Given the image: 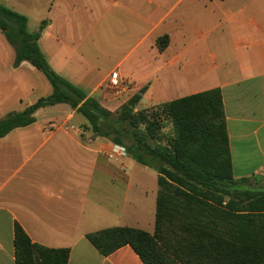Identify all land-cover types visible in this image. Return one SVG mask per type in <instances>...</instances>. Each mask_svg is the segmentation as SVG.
<instances>
[{
	"label": "crops",
	"instance_id": "1",
	"mask_svg": "<svg viewBox=\"0 0 264 264\" xmlns=\"http://www.w3.org/2000/svg\"><path fill=\"white\" fill-rule=\"evenodd\" d=\"M0 4L27 17L53 71L112 113L142 91L136 111L219 89L235 187L264 189V0ZM2 36L0 122L53 93L30 63L15 66L16 51ZM113 77L126 85L122 96L109 90ZM30 116L32 124L0 138V264H16V224L33 243L69 249L68 264H144L129 245L103 256L86 236L117 227L149 232L158 173L151 185L153 168L130 155L109 159L116 144L87 129L68 104Z\"/></svg>",
	"mask_w": 264,
	"mask_h": 264
},
{
	"label": "trees",
	"instance_id": "2",
	"mask_svg": "<svg viewBox=\"0 0 264 264\" xmlns=\"http://www.w3.org/2000/svg\"><path fill=\"white\" fill-rule=\"evenodd\" d=\"M0 31L16 51L15 66L30 63L53 87L49 97L30 107L32 112L68 104L84 116L87 129L125 147L136 162L158 173L154 233L117 227L88 234L103 256L129 245L144 264H264V189L235 187L219 89L136 111L142 91L112 113L53 71L39 48V33L28 30L27 17L0 4ZM33 122L27 112L11 115L0 122V138ZM167 126L171 131L164 134ZM14 248L16 264L69 263V249L33 243L18 224Z\"/></svg>",
	"mask_w": 264,
	"mask_h": 264
},
{
	"label": "built area",
	"instance_id": "3",
	"mask_svg": "<svg viewBox=\"0 0 264 264\" xmlns=\"http://www.w3.org/2000/svg\"><path fill=\"white\" fill-rule=\"evenodd\" d=\"M109 90L117 97L122 96L125 93L126 85L122 80L111 79L109 84ZM128 152L125 147L120 145H114L108 153L109 159H114L116 157H126Z\"/></svg>",
	"mask_w": 264,
	"mask_h": 264
},
{
	"label": "rangeland",
	"instance_id": "4",
	"mask_svg": "<svg viewBox=\"0 0 264 264\" xmlns=\"http://www.w3.org/2000/svg\"><path fill=\"white\" fill-rule=\"evenodd\" d=\"M0 35L2 36V34H1V32H0ZM2 37H4V36H2ZM171 131V127L170 126H167V128L165 129V132H168V131ZM128 142V144H130L131 142L130 141H127ZM152 144H153V142H151ZM162 143V142H161ZM165 143V142H164ZM128 155H129V153H128ZM148 173V175H149V179H150V181L152 182L151 183V185H154V181L155 182H157V172L155 171V169H150L149 170V172H147ZM155 216V215H154ZM150 218H152V220L150 219V221L149 222H151L152 221V223H151V225H148L147 227H146V229H148V231L149 232H152V233H154V230H155V218H153V217H150ZM151 230V231H150ZM151 233V234H152Z\"/></svg>",
	"mask_w": 264,
	"mask_h": 264
},
{
	"label": "water",
	"instance_id": "5",
	"mask_svg": "<svg viewBox=\"0 0 264 264\" xmlns=\"http://www.w3.org/2000/svg\"><path fill=\"white\" fill-rule=\"evenodd\" d=\"M32 114V110L29 109L28 112H27V115L30 116Z\"/></svg>",
	"mask_w": 264,
	"mask_h": 264
}]
</instances>
